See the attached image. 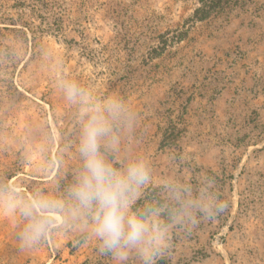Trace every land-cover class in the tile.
Here are the masks:
<instances>
[{
    "label": "rangeland",
    "instance_id": "obj_1",
    "mask_svg": "<svg viewBox=\"0 0 264 264\" xmlns=\"http://www.w3.org/2000/svg\"><path fill=\"white\" fill-rule=\"evenodd\" d=\"M67 83L124 105L110 158L149 166L133 211L169 225L156 264H264V0H0V264H117L67 201L87 108ZM209 179L227 209L173 223L168 185ZM24 206L51 218L35 242Z\"/></svg>",
    "mask_w": 264,
    "mask_h": 264
},
{
    "label": "clouds",
    "instance_id": "obj_2",
    "mask_svg": "<svg viewBox=\"0 0 264 264\" xmlns=\"http://www.w3.org/2000/svg\"><path fill=\"white\" fill-rule=\"evenodd\" d=\"M63 87L70 101L87 105L81 113L77 146L82 165L66 190L71 210L90 217L100 251L112 254L117 264L126 261L132 251L141 264H156L157 257L162 258L167 249L169 225L159 219V208L149 206L143 212L133 211L143 187L150 182L149 166L143 159H134L116 167L110 158L117 143L113 127L125 115L122 101L113 96L102 105H95L75 83ZM214 183L213 179L206 181L195 196L186 185H168L174 202L168 209L172 222L195 226L201 219L223 213L228 202L213 187ZM41 207L59 211L66 204L63 200L41 201ZM20 211L29 218L21 241H37L50 226L51 218L36 217L31 206L21 207Z\"/></svg>",
    "mask_w": 264,
    "mask_h": 264
}]
</instances>
